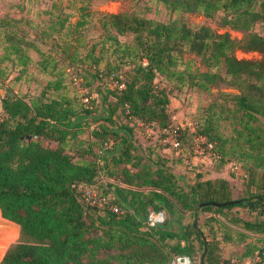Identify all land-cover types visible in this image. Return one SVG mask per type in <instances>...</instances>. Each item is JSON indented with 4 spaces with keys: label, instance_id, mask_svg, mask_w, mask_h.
<instances>
[{
    "label": "trees",
    "instance_id": "trees-1",
    "mask_svg": "<svg viewBox=\"0 0 264 264\" xmlns=\"http://www.w3.org/2000/svg\"><path fill=\"white\" fill-rule=\"evenodd\" d=\"M154 1L180 16L158 23L136 15L104 14L99 22L100 50L108 55L104 68H99L101 57L86 55L92 64L83 71L102 86L105 107L104 116L95 118L93 134L103 144L110 142L111 150L101 155L96 154L99 148L72 151L75 110L62 93L59 74L29 103L9 95L0 100V218L19 230V241L7 248L0 264H166L170 256H185L189 264H229L219 254L215 218L208 220L205 232L197 224L173 230L169 219L147 228L150 212L175 217L177 224L185 215L197 219L209 214L230 227L264 236V37L250 32L253 25L264 23V0ZM192 13H219L222 25L245 36L230 39L181 20ZM125 36L131 37L128 43L117 40ZM5 37L4 57L13 54L17 65L25 66L29 58L15 34ZM235 52L259 58L237 59ZM71 53L65 59L81 64ZM185 53L200 57L205 71L179 70ZM45 62L40 66L45 68ZM111 74L123 84L120 91L104 85L101 75ZM157 77L201 92L221 86L229 90L217 91L195 135L210 146L218 167L238 164L246 178L241 195L234 197L227 180L199 172L181 186L162 159L133 154L128 126H104L121 116L153 124L157 131L168 127V97ZM82 112L93 113L84 107ZM96 178L103 179L100 196L109 199L101 208L80 198ZM111 205L118 213L110 211ZM232 209H244L252 217L229 215Z\"/></svg>",
    "mask_w": 264,
    "mask_h": 264
},
{
    "label": "rangeland",
    "instance_id": "rangeland-1",
    "mask_svg": "<svg viewBox=\"0 0 264 264\" xmlns=\"http://www.w3.org/2000/svg\"><path fill=\"white\" fill-rule=\"evenodd\" d=\"M104 14L136 15L158 23H167L180 16L170 14L161 3L154 0H0V100L9 95L29 103L43 92L48 82L54 81L58 74L61 75L62 93L75 110L72 123L76 126V135L74 139L69 140L72 151L89 147L95 151L101 148L104 142L93 134L97 125L95 118L99 114L104 116L105 113L100 94L103 93V88L90 78L88 72H84L89 70L88 66L92 64L86 57L88 53L102 58L99 68H104L107 61L108 55L101 53L99 45L102 37L99 22ZM182 19L190 26H204L213 33L227 34L230 39L241 40L245 36L241 31L222 25L219 13L212 17L192 13L182 15ZM76 23L79 26H75ZM250 32L264 37V23L253 25ZM5 34H15L14 39L20 42V51L29 58L25 66H18L13 54L7 53L4 57L3 48L8 44L5 42ZM109 34L114 35L112 31ZM130 39V36L117 37L121 43H128ZM67 44L71 48L66 51ZM72 51L76 54L75 57L83 60L81 64H70L71 62L65 59L70 58ZM234 56L237 59L259 58L255 53L235 52ZM42 60L46 61L45 68L40 66ZM185 68L189 72H203L206 69L200 57L187 53L182 55L179 70ZM126 70L127 68H124L122 71ZM155 82L165 90L168 97L167 125L177 127L179 131L175 144L166 141L160 131L148 135L144 130L138 129L131 120L121 116L113 119V124L106 123L104 126L113 130L118 126H128L135 146L133 154L162 159L181 186L189 184L196 172L206 178H220L225 175L233 189L234 197L241 195L246 178L240 172L238 164L228 163L218 167L211 157L210 146L205 147V140L195 135L208 106L218 96L217 91L229 90L221 86L219 89L201 92L185 84L169 82L162 77H157ZM86 86L90 88L89 92ZM107 102H111V98H107ZM83 107L93 113L88 116L82 112ZM226 132L227 129L224 133ZM110 150L105 152L106 157L109 156ZM100 180L103 179L96 178L94 184L84 187L83 191L91 190L100 195ZM228 214L236 215L242 220H250L252 217L244 209H232ZM162 215L163 223L169 219L173 230L185 224H192L188 215L180 218L178 224L174 221L175 217L168 218L165 213ZM210 218H215L220 224L215 225L214 231L222 260H229V263L235 260L237 264H243L256 256L258 262L264 264V236L252 235L230 227L219 217L199 214L196 224L203 232L210 225ZM18 241V227L0 218V260L7 248Z\"/></svg>",
    "mask_w": 264,
    "mask_h": 264
},
{
    "label": "built area",
    "instance_id": "built-area-1",
    "mask_svg": "<svg viewBox=\"0 0 264 264\" xmlns=\"http://www.w3.org/2000/svg\"><path fill=\"white\" fill-rule=\"evenodd\" d=\"M102 81L104 82V85L108 89H115L116 91H120L123 88V84L121 82H118L116 78L111 74L108 76H103ZM134 124H136L138 129L144 130L148 135H152L154 131H157L155 126L153 124H143L135 119L132 120ZM163 136H165L166 141H171L172 143L175 144L176 139H177V134H178V128H172V127H166L165 129L160 131ZM111 146L110 142H106L103 144L101 148H99L96 151V154L101 155L104 150L109 149ZM103 181V180H102ZM80 198L82 200V203L91 206V207H97L101 208L104 206L106 203L109 202L108 198L101 197L100 195L96 194L95 192L91 190H82ZM110 211L113 213H118V210L115 206H109ZM163 223V215L160 212L153 213L150 212L145 220V226L147 228H152L158 224ZM166 264H189V260L185 256H170L169 260L167 261ZM229 264H237V262L234 260L230 261ZM243 264H258L257 257L250 258L246 260Z\"/></svg>",
    "mask_w": 264,
    "mask_h": 264
},
{
    "label": "water",
    "instance_id": "water-1",
    "mask_svg": "<svg viewBox=\"0 0 264 264\" xmlns=\"http://www.w3.org/2000/svg\"><path fill=\"white\" fill-rule=\"evenodd\" d=\"M233 203H235V202H231V203H228L226 205H230V204H233ZM211 205L214 206L215 204H211ZM223 205H225V204L215 205V206H223ZM195 225H196V217L193 215V217H192V227L195 228Z\"/></svg>",
    "mask_w": 264,
    "mask_h": 264
},
{
    "label": "crops",
    "instance_id": "crops-1",
    "mask_svg": "<svg viewBox=\"0 0 264 264\" xmlns=\"http://www.w3.org/2000/svg\"><path fill=\"white\" fill-rule=\"evenodd\" d=\"M216 178H219V177H216ZM220 178H223V179H225V180L228 181V178H227L225 175L221 176ZM228 182H229V181H228Z\"/></svg>",
    "mask_w": 264,
    "mask_h": 264
}]
</instances>
